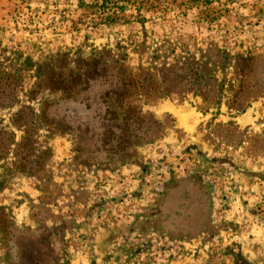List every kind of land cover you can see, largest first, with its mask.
Returning <instances> with one entry per match:
<instances>
[{
    "label": "rangeland",
    "instance_id": "rangeland-1",
    "mask_svg": "<svg viewBox=\"0 0 264 264\" xmlns=\"http://www.w3.org/2000/svg\"><path fill=\"white\" fill-rule=\"evenodd\" d=\"M83 1L0 0V64L24 84L17 105L0 106V141L13 131L19 143L0 159V264H264V98L235 115L226 105L202 110L193 93L168 96L144 110L174 129L122 160L104 142L105 108L66 109L48 89L64 52L116 43L132 66L140 43L178 57L217 43L260 60L262 75L264 0H214V23L168 0L163 13L154 0H119L110 7H123L127 22L118 24L102 22L97 0ZM23 105L32 109L16 129Z\"/></svg>",
    "mask_w": 264,
    "mask_h": 264
},
{
    "label": "trees",
    "instance_id": "trees-1",
    "mask_svg": "<svg viewBox=\"0 0 264 264\" xmlns=\"http://www.w3.org/2000/svg\"><path fill=\"white\" fill-rule=\"evenodd\" d=\"M79 1L84 4L83 0ZM97 1L104 24L127 22L121 12L123 7L119 8L121 11L110 7L112 2L119 0ZM121 1L134 3L139 0ZM165 1H153L162 13L169 8ZM168 1L187 12L194 7L199 8L200 17L209 23L222 18L219 14L221 8L214 6V0ZM136 21L142 24L147 21L141 10L138 11ZM147 44L136 45L140 47L135 48L140 59L135 66L131 65L128 46L122 43H116L115 47H93L87 54L77 52L71 55L70 52H64L59 66L61 74L53 78L48 87L63 95L59 104L63 103L66 109L68 103L72 102L84 105L94 114L105 108L104 119H107L111 127L104 142L113 145L115 153L119 152L122 160L127 156L130 158L127 149L162 139L169 130L174 129L173 119L162 120L151 111L144 110L146 106L154 105L168 96L193 93L202 98L205 106L202 110L214 109L219 114L222 106L226 105L235 115L244 112L259 97L264 98V70L262 69V75H258L255 69L261 65L260 60H255L252 55L233 54L217 43H209L206 48L198 50L199 57L189 51H183L188 57H178L172 56L175 55L172 47L153 48ZM144 54L149 55L145 58ZM7 69L8 67L0 64V106L10 108L20 102L17 90L24 84L18 69L14 76ZM33 91L31 90V94ZM29 100H35V97L29 96ZM28 109L31 111L32 107L23 105L14 114L12 123L16 129L26 127ZM62 116V120L67 121L65 113ZM94 121L97 123L96 118ZM115 129L120 132V136L114 146L112 142ZM4 133L7 135L6 141H0L2 160L9 159L13 146L19 144L15 132Z\"/></svg>",
    "mask_w": 264,
    "mask_h": 264
}]
</instances>
